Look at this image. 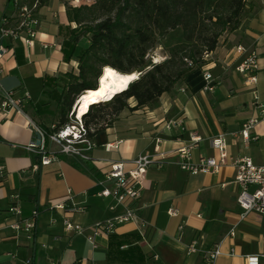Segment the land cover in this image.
I'll use <instances>...</instances> for the list:
<instances>
[{"label":"crops","instance_id":"1","mask_svg":"<svg viewBox=\"0 0 264 264\" xmlns=\"http://www.w3.org/2000/svg\"><path fill=\"white\" fill-rule=\"evenodd\" d=\"M90 3L48 0L36 11L39 26L33 43L14 42L1 57L2 87L22 98L23 110L0 112V264H207L203 254L217 243L223 255L213 264H245V256L252 253L264 264V215L241 216L231 165L214 174H190L169 157L160 167L147 169L137 202L139 220L120 223L110 235L97 236L94 248L85 234L64 231L65 217L88 227L122 211L111 196L97 194L104 174L112 161L124 162L130 170L132 159L150 150L155 138L161 150L172 152L191 136L199 137L190 151L196 162L216 154L210 140L222 135L229 156L246 155L255 164H264V114L253 106L251 92L255 88L264 105V0H247L239 26L224 34L185 80L161 94L155 106L135 109L131 98L128 107L92 134L95 145L85 151V158L59 153L52 144L47 148L56 152V158L34 170L39 157L25 149L35 138L33 125L46 131L58 125L61 111L67 108L61 104L63 88L69 74L77 75V61H65L61 49L70 29L76 27L67 16V6ZM11 11L10 0L0 4V19ZM237 45L258 55L255 87L247 86L235 70L243 57L236 52ZM204 70L217 82L212 92L201 89ZM250 117L259 119L253 130L257 139L246 141L237 133ZM176 118L182 119L181 127L165 128L167 121ZM113 142H118L116 148H104ZM103 185L110 188L112 182L105 180ZM16 193L22 216L39 210L30 239L10 227L14 216L8 207ZM57 202H63L66 210H53L51 205ZM171 204L179 209L177 216L168 215ZM75 205L83 209L70 211ZM193 239L198 251L189 253L187 245Z\"/></svg>","mask_w":264,"mask_h":264},{"label":"trees","instance_id":"2","mask_svg":"<svg viewBox=\"0 0 264 264\" xmlns=\"http://www.w3.org/2000/svg\"><path fill=\"white\" fill-rule=\"evenodd\" d=\"M47 1L18 0V6L36 4L38 9ZM246 2L92 0L90 4L67 6V16L76 27L70 29L61 49L65 61H77V75H68L69 81L61 94V104L67 108L61 111L57 126L67 121L66 113L77 97L95 88L100 70L106 65L123 73H140L124 90L107 101L90 105L85 111L83 121L92 129L89 138L106 127L112 116L128 107L129 98L135 100V109L155 106L161 94L170 92L202 65L204 53H211L224 34L239 26ZM176 30L179 36L167 47V58L149 64L148 51ZM104 108L109 111L100 113Z\"/></svg>","mask_w":264,"mask_h":264},{"label":"built area","instance_id":"3","mask_svg":"<svg viewBox=\"0 0 264 264\" xmlns=\"http://www.w3.org/2000/svg\"><path fill=\"white\" fill-rule=\"evenodd\" d=\"M10 2L12 6L11 13L3 14L0 19V60L4 54L9 52L11 44L14 42H20L25 46L31 45L37 35L39 26L36 4L32 6H18V0H10ZM235 49L237 53L243 54L241 61L235 66V70L244 77V83L247 86L255 87L257 82L256 71L258 69V55L256 51L254 49H247L241 45H237ZM209 55L210 53H204L202 59H207ZM202 78V91L212 92L217 82L211 72L204 70ZM181 91H184V88ZM251 92L253 94V106L261 114H264V105L259 101L255 88ZM25 97L29 98V95L26 93ZM11 110L22 113V98L17 97L14 91L4 89L0 81V112L7 113ZM258 121L257 117L248 118L243 122L237 134L246 141L256 140L257 135L253 130ZM181 126V118L169 120L165 124V128ZM33 129L35 130V134L38 133L40 135V142L37 144L35 135V138L25 145V149L35 153L39 157L38 164L33 167L34 170H38L39 166L48 165L56 158V152L46 147V139L58 147L59 153L83 158H85V151L95 145L94 141L88 136V132L92 131V129L89 130L85 126L83 117L74 113V105H72L68 114L67 121L62 125H53L48 131L35 125H33ZM198 140L199 137L191 136L185 146L172 152H166L161 150L159 138H155L150 150L140 153L132 159L133 167L130 170L125 169L124 162H110L109 169L104 174V180L101 181L102 188L97 194L105 197L111 196L117 204L123 206L122 211L112 217L96 221L88 227H83L65 217L62 221L64 231L73 234H85L87 240L94 248L96 247L95 239L97 236L110 235L113 233L116 225L120 223L139 220L137 202L144 187V177L147 169L152 165L160 167L169 157H175L179 169L190 174H214L223 166L231 165L235 171L233 183L238 187L236 204L241 210V216H245L250 212L264 215V164L257 165L251 157L246 155L229 156L227 145L222 135L213 137L210 140L212 148L216 151L215 155L203 156L198 161L193 162L190 151ZM117 146L118 142H113L105 144L104 148L110 150ZM105 180L112 182L110 188L103 185ZM70 194L71 191L68 189L66 197L69 198ZM51 208L55 211L66 210V205L63 202H57L51 205ZM82 209L83 207L79 205L70 207V211H81ZM8 211L14 216L10 227L16 233H23L26 238H32L39 210L37 208L33 209L30 215L26 217L22 216L19 207V195L16 193L11 195ZM167 213L169 216H177L179 209L177 206L171 204L167 209ZM54 223L55 221H51V224ZM139 224L143 226L145 222L140 219ZM181 228L182 226H179V229ZM87 231L88 233H86ZM231 233L232 230H230L229 234ZM197 251V240L193 239L187 245V252L193 253ZM221 255H223V252L220 249V243H217L203 254V258L207 264H213ZM259 258V255L254 253L246 255L244 258L245 264H259ZM26 263H29V260Z\"/></svg>","mask_w":264,"mask_h":264},{"label":"bare ground","instance_id":"4","mask_svg":"<svg viewBox=\"0 0 264 264\" xmlns=\"http://www.w3.org/2000/svg\"><path fill=\"white\" fill-rule=\"evenodd\" d=\"M154 61H157L156 57ZM105 69H110L111 74L106 72ZM137 76L138 71L123 73L108 65L102 67L101 75L98 77L97 87L85 90L77 97L74 104V113L82 117L90 105L107 101L112 95L128 87ZM128 77H132V79H128Z\"/></svg>","mask_w":264,"mask_h":264},{"label":"rangeland","instance_id":"5","mask_svg":"<svg viewBox=\"0 0 264 264\" xmlns=\"http://www.w3.org/2000/svg\"><path fill=\"white\" fill-rule=\"evenodd\" d=\"M79 1L83 2V3H87L88 1L92 2V0H79ZM5 2H6V0H0V4L5 3ZM178 36H179V33L176 30L174 32H170L164 39L160 40L159 43H157L155 45V47H153L151 50L148 51L147 56H146L147 62L149 64H153V63H159V62L164 61L167 58V52H166L167 47L169 45H171L172 43H174L177 40ZM155 57L157 59L156 62L154 61ZM138 73H140V72H138ZM130 100H131V98H129L127 101H130ZM108 111L109 110L107 108L100 109V113H107ZM45 145H46V147L53 146L52 143L51 144L49 143L48 139L45 140Z\"/></svg>","mask_w":264,"mask_h":264},{"label":"water","instance_id":"6","mask_svg":"<svg viewBox=\"0 0 264 264\" xmlns=\"http://www.w3.org/2000/svg\"><path fill=\"white\" fill-rule=\"evenodd\" d=\"M101 72H102V69L100 70V73H99L98 77L101 75ZM138 75H139V73H138ZM98 77L96 79L95 88L98 85ZM36 139H37V144H38L40 142V135L38 133H36Z\"/></svg>","mask_w":264,"mask_h":264},{"label":"snow or ice","instance_id":"7","mask_svg":"<svg viewBox=\"0 0 264 264\" xmlns=\"http://www.w3.org/2000/svg\"><path fill=\"white\" fill-rule=\"evenodd\" d=\"M106 72H108L109 74H111V70L110 69H105ZM128 79H132V77H128Z\"/></svg>","mask_w":264,"mask_h":264}]
</instances>
